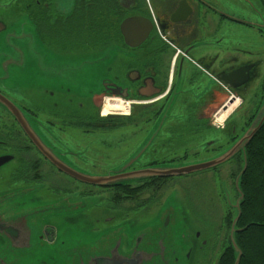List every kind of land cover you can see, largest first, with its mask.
I'll return each mask as SVG.
<instances>
[{"label": "flooded vegetation", "instance_id": "1", "mask_svg": "<svg viewBox=\"0 0 264 264\" xmlns=\"http://www.w3.org/2000/svg\"><path fill=\"white\" fill-rule=\"evenodd\" d=\"M239 12L246 38L231 31ZM263 98L264 0H0V259L50 251L42 264H81L93 252L145 264L169 235L203 251L204 196L179 181L200 176L232 209L247 146L186 175L142 172L220 158ZM162 219L173 228H151Z\"/></svg>", "mask_w": 264, "mask_h": 264}, {"label": "water", "instance_id": "2", "mask_svg": "<svg viewBox=\"0 0 264 264\" xmlns=\"http://www.w3.org/2000/svg\"><path fill=\"white\" fill-rule=\"evenodd\" d=\"M234 22L239 23V24H243V25H248V22L242 21L240 19L234 18L233 19ZM220 81H222L220 79ZM264 125V98L263 101L255 115V117L253 118L252 122L250 123V125L248 126V128L245 130V132L242 134V136L238 139V141L229 149L227 150L224 154H222V156H220V158H217L216 160L207 162V163H203V164H191V165H186V166H175L174 167H170V168H166L164 169L163 172H158V173H153L152 171H150L149 173H144L143 177H151V176H164V177H170V176H181V175H186V174H190L196 171H200L203 170L205 168H209L212 166H217L218 164H221L223 162H225L226 160H228L230 157L234 156V154L237 152L238 149H242L244 150L245 146L248 145V143L254 138V136L257 134V132L263 127ZM26 132L29 133V130L26 128ZM29 135L31 136V133H29ZM45 154L47 155V153L45 152ZM48 156V155H47ZM49 157V156H48ZM50 158V157H49ZM58 168L60 170H62L63 172H65L66 174H72L73 176H77L76 178H78V175H75L73 173H71V171H69L67 168H64L63 166L58 165L56 162H54ZM246 170V156H243V166L241 168V171L237 177V193H238V199L236 200V202L234 204H231V202H228V205L231 206V208L235 211V216L234 219L231 222L230 225V229H229V233L227 236V241L230 242L231 248L234 252V257H235V262L234 264H239V260L241 257V252L238 249L236 242H235V235L238 232L243 231L244 229H239L237 228V222L238 219L240 217L241 211H240V205L243 202V196L241 194L240 191V180L242 175L244 174ZM133 176V175H132ZM78 179L83 180L84 182L90 183V184H94V185H102L105 184L106 182L112 181V180H107L108 178L105 177H80ZM121 179V177H119V180ZM162 221L167 225L166 228L162 227ZM170 219L167 220H160L159 224L154 225L153 227H151L154 230H159V228H162L163 230H168V229H172V224L173 222L170 221ZM159 226V227H158ZM182 229V227H181ZM179 229V230H181ZM169 241L164 244L166 247V249L163 252V248H161L160 246H158V244H156V242H154L153 247L151 249V251L149 252L148 257L149 259L146 261L145 264H188L187 261L183 260L182 258H180L179 256L183 253V248L181 246V239L180 236L177 235L176 237H172L169 235ZM49 251V250H47ZM147 252V253H148ZM191 252L187 249L185 255ZM191 254V253H190ZM184 255V256H185ZM26 257L30 259L31 264H42V263H49L51 261V254L50 251L48 253L45 252H32L29 253V250H26V252L21 253V254H6L4 258H1L0 260L2 261V263L0 264H22V260L21 258ZM90 257V258H88ZM85 260L81 263V264H132V261H130L127 258L122 259L121 261H112L109 258H105L102 257L100 255H97L96 253L90 252L89 255H85ZM34 260V262H33ZM78 261V260H77ZM139 261H136L134 264H138ZM77 264V262H76Z\"/></svg>", "mask_w": 264, "mask_h": 264}, {"label": "trees", "instance_id": "3", "mask_svg": "<svg viewBox=\"0 0 264 264\" xmlns=\"http://www.w3.org/2000/svg\"><path fill=\"white\" fill-rule=\"evenodd\" d=\"M243 202L235 235L239 264H264V125L246 147V170L240 180ZM231 215L227 216L229 224ZM228 226V225H227ZM231 245L224 243L216 264H234Z\"/></svg>", "mask_w": 264, "mask_h": 264}, {"label": "rangeland", "instance_id": "4", "mask_svg": "<svg viewBox=\"0 0 264 264\" xmlns=\"http://www.w3.org/2000/svg\"><path fill=\"white\" fill-rule=\"evenodd\" d=\"M224 1V0H221ZM218 2H220V0H218ZM225 3V2H224ZM245 10V9H243ZM237 12V11H236ZM246 14V13H244ZM243 13H237V19H240L242 21L245 22H250V20L248 18L245 17ZM234 29L231 31L241 35L243 38L248 37L249 35V30L250 29L248 27V25H235L233 27ZM245 32V33H244ZM93 72H90V75ZM92 76H90L91 78ZM108 106V105H107ZM236 107V105L234 106ZM233 107V108H234ZM231 110V109H230ZM113 111V110H110ZM115 111V110H114ZM120 111V110H117ZM116 111V112H117ZM228 113V111L226 113H224L223 116H225ZM241 112H238L237 114L234 115V119L239 118L240 117ZM231 115V114H230ZM124 131L119 130L116 132V135H122ZM133 132V131H132ZM107 133H102L101 136L96 135V138H101L106 136ZM109 136L115 137L112 134H107L106 139L109 138ZM97 142V140L95 141V143ZM94 143V144H95ZM128 144V143H127ZM188 144H190L188 147H184V149H190L189 151L193 150L192 146L195 145V143H190L188 142ZM129 146V144H128ZM101 151H104V149L102 148ZM108 152V151H107ZM98 155V150H95V154L92 155V158L90 157V164L93 163V160L95 159V161H97V156ZM107 155V160H106V164L110 161V162H114L115 160H118V156H116V158L112 159L111 154L106 153ZM195 156H190L189 158V163L193 164H198V162H196ZM96 169L94 168H90V171H92V173L90 172L88 177L94 178V177H99V176H94L91 174H94ZM58 179H63L64 181L66 180L65 178H63L62 176H59ZM185 183L186 187H189V192L192 195H196L197 193L199 195H203L204 199L197 204V209H198V214H197V219L199 220V223L201 224V226L204 228V230L206 231V233L208 235L207 238L204 237L203 234V238H199L198 241L201 242L203 239L207 241V243L204 245V250L203 251H199L197 252V249L193 250L192 252H188L186 255V251L188 248L183 249V253L179 256L180 258H182L183 260L187 261L188 264H216L218 261V258L220 256V254L222 253L223 250V246L225 243V235H226V230L228 228V226L226 225V216L228 215L226 212L231 210L229 207L227 208L223 199V195H222V190L220 189H201V187L203 186L200 176L198 177H192V178H188L186 180L184 179H180L179 182H183ZM233 199V196H232ZM229 209V210H228ZM235 212L232 211V214H234ZM231 215V214H230ZM232 217V215H231ZM198 242V243H199ZM191 253V254H190ZM185 255V256H184ZM22 260V264H31L29 257L26 258L25 256L23 258H21ZM34 262V260H33ZM20 264V263H18ZM36 264V263H35Z\"/></svg>", "mask_w": 264, "mask_h": 264}, {"label": "built area", "instance_id": "5", "mask_svg": "<svg viewBox=\"0 0 264 264\" xmlns=\"http://www.w3.org/2000/svg\"><path fill=\"white\" fill-rule=\"evenodd\" d=\"M175 57H176V55H175ZM174 57V58H175ZM231 107L232 106H230L229 108H228V113L225 115V116H228L232 111H233V107H232V109H231ZM231 109V110H230ZM215 120H216V123L218 124V125H220V124H222L223 123V121H224V116L223 115H220V116H215Z\"/></svg>", "mask_w": 264, "mask_h": 264}, {"label": "bare ground", "instance_id": "6", "mask_svg": "<svg viewBox=\"0 0 264 264\" xmlns=\"http://www.w3.org/2000/svg\"><path fill=\"white\" fill-rule=\"evenodd\" d=\"M229 107H230V106H229ZM233 107H234V106H233ZM231 109H232V107H231ZM106 111H110V110H108V108H106V109H105V112H106Z\"/></svg>", "mask_w": 264, "mask_h": 264}]
</instances>
